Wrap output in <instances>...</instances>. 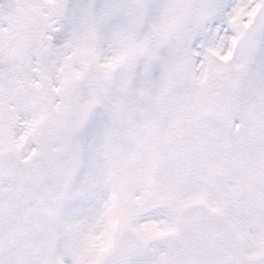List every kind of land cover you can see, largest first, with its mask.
Wrapping results in <instances>:
<instances>
[{
  "label": "rangeland",
  "instance_id": "374dc122",
  "mask_svg": "<svg viewBox=\"0 0 264 264\" xmlns=\"http://www.w3.org/2000/svg\"><path fill=\"white\" fill-rule=\"evenodd\" d=\"M87 1L92 4H87L82 9L79 7L75 14L81 23L79 19L88 16L85 13L92 15L97 13L96 17L89 15L91 17V22L88 24L89 37L104 40H108L109 37L114 40L117 32L115 25L117 13L112 0ZM59 2L47 0L46 11L53 7L59 11L60 18L70 17L69 15L74 12L67 10L65 4L74 8L80 5V3L75 4L77 0H59ZM259 2L260 0H235V35L238 44L243 37L244 26L251 20L250 11L254 10ZM35 3L36 1L27 0H8L0 3V83L7 84L11 90L8 99L0 98V160L6 153L14 154L19 160L25 159L32 152L30 142L36 141L34 137L33 140L23 142L25 131L31 130L32 134L35 130L40 131V125L48 122L55 113L69 109L81 120L82 143L79 166L58 216L61 228L54 251L56 263L92 262L93 264L94 259H99L104 248L101 229L107 209L106 202H112L111 193L106 191L108 186L114 196L118 195L119 208L131 210L132 207L128 204L130 192L136 191V188L144 190L139 192L138 198L141 200L146 198L145 204L141 205L140 209L164 208L159 192L166 199L177 201L171 209H181L194 201L204 203L210 200L214 185L217 187L220 206L223 204L229 206L227 219L241 243L244 256L249 260L262 256L264 254V137L262 134L255 133L254 126H251L252 129L249 127L248 131L243 130L242 137H245L248 143L245 144L246 149H243V153L234 159L224 151L222 129L214 126L209 120H195L191 116H184L178 106L171 108V112L176 114L177 118L168 122L149 142L151 122H157L162 117L146 103L138 100L122 103L112 95L110 97L103 93L102 96L100 90L93 92L90 97L82 89L76 91V96L68 100L67 91L60 80L63 73L54 71L48 61L52 58L55 63L59 56L54 54L61 51L59 48L51 50L50 46L45 45L44 53L41 50L45 59H42L37 52L42 36L39 20L44 31L50 32L53 38H63L66 32L61 25L58 31L52 32L49 29L51 24L42 13V4L39 2L37 15ZM4 6H7L8 10H5ZM25 7L26 12H24ZM211 12L212 10L206 8L204 14ZM78 26L82 27L83 24ZM80 30L82 28L78 30L79 34ZM227 40L226 33L225 39L221 38V45L217 44L213 48L205 46L202 49L203 62L198 66L196 78L189 77L191 81L188 82L184 102L188 113L193 117L197 115L205 117L206 101L215 92L218 80L227 67L212 61V67L209 69L208 55L218 45L223 51ZM255 40L252 44V52L257 66L253 70H242L241 87L233 95L236 106L234 120L241 124L248 119L252 123L256 119L259 124H264V110H261L264 109V101L254 104V101L264 97V66L261 64L264 62V52L263 49L256 51ZM114 42L115 40L112 44L115 47ZM40 46L43 47L44 44ZM46 60L49 68L45 64ZM232 68L241 70L237 54ZM249 92L252 94L250 95ZM249 103L251 106L247 107L246 104ZM155 108L159 109L160 113L164 112V108L158 106ZM254 108L259 110L255 111ZM232 125L235 136L240 126L233 121ZM139 149L140 151L137 152ZM133 161H139L138 167L132 163ZM106 175L107 178L103 179ZM147 175L157 178L165 176L185 178L178 180L175 189L157 184H150L147 189L146 185L134 184L140 183V179H131V182L127 179V177L141 178ZM198 178H202L203 182L207 183L203 189L201 185H196L199 182ZM5 185L0 180V188ZM146 189L154 194L150 191L151 196ZM148 197L150 200L146 203ZM114 205L115 203L109 205V212H112ZM70 213L73 218L69 227L65 228L63 217ZM135 230L140 236L144 235L143 227ZM164 233H166L164 230L158 229L154 235L157 238ZM154 249H156L155 258L151 259L153 264H162L163 251L158 247ZM144 259L141 264L147 263V258Z\"/></svg>",
  "mask_w": 264,
  "mask_h": 264
},
{
  "label": "flooded vegetation",
  "instance_id": "af4514ba",
  "mask_svg": "<svg viewBox=\"0 0 264 264\" xmlns=\"http://www.w3.org/2000/svg\"><path fill=\"white\" fill-rule=\"evenodd\" d=\"M27 1H36L37 15L39 14V2L42 4V13H44L49 24H51L49 29L52 32L58 31L60 25L64 32H66L63 38H53L50 32L44 31V27L39 20L42 36L37 52L42 59H45L43 56L45 45L50 46L51 50L59 48L61 51L54 54L59 56V59L55 63H53L52 58L48 59V61L50 67H52L54 71L63 73L60 80L63 84V88L67 91L68 100L75 97V88L78 87L85 91L90 97L95 91L99 92L100 90L102 94L106 93L105 90L108 87V80L106 78L107 71L115 64H119L126 55L129 54L133 57L136 49L141 44L143 45L149 57L150 66L147 76L137 84L136 94L139 95V99H144L148 105L154 106L158 104L165 110L163 120L159 121L157 125L155 122L152 123V129H155L156 126L159 128L161 122L169 118L168 113L173 105V101L174 104L179 105H184L186 103L184 102L186 100V90L188 82L191 81L189 77L191 76L193 79L194 77L196 78L198 66L203 55L202 49L205 48V46L213 48L217 46V44L221 45V38L225 39L227 33L228 40L225 49L222 51V47L218 45L212 53H209L208 57H213L214 62L223 61L226 58L228 63L227 68H230L231 65L233 67L235 63V0H161V2H159V0H148L147 5L137 11L135 17L120 16L118 18L120 22L117 23V33L114 42L115 47L109 39H93V37H89L88 24L91 22V17H81L79 20H81L83 26H78V24L81 23L76 18L74 8H70L74 12L72 15H69L71 18L68 16L60 18L59 11L55 10L53 7L48 12L46 11L47 0ZM78 3H80L78 8L81 7V9L85 8L87 4H92L87 0H79ZM140 4L141 1L137 0L136 7L138 8ZM206 8H209L212 12L205 15L204 12ZM26 11L27 8L25 7L24 12ZM85 15L88 14L85 13ZM41 17H43L42 14ZM81 28L82 30H80L81 33L79 34L78 30ZM223 30H225V32H223ZM102 42L105 43L103 44ZM222 42L224 41L222 40ZM40 44H44V46L41 47ZM112 46L114 49H112ZM254 47H256V51L263 49L264 52V32L256 38ZM230 51L231 56L228 54ZM252 60L253 67L251 70L257 66L253 52ZM45 64L47 68H49L47 60ZM261 64L264 66V62ZM56 76L58 77V74H56ZM58 80L59 78L57 81ZM251 90L253 91L252 88ZM249 93L250 95L252 94L251 92ZM118 99L122 103L126 102L120 97H118ZM249 105L251 106V103L246 104L247 107ZM123 107L124 106H122V108ZM235 107V103L233 102L234 115L236 112ZM254 109L255 111L259 110L256 108ZM244 121L243 129L235 135L233 140V150L235 154L236 151L242 152L245 144L248 143L245 141V137H242L243 130L248 131L246 128L253 124H258L261 127V134L264 137V124H259L256 119L253 123L249 119ZM233 122H236V124L240 126L237 120ZM40 133L41 128L40 131L35 130L34 134L31 133V130H26L22 141L27 142L33 140L35 137V143L31 141L29 144L32 149H34L38 143ZM152 133L153 130L150 136H152ZM49 137L51 144L54 145L56 142L55 134L51 133ZM138 162L139 161H133L132 163L138 167ZM127 179H129L130 182L131 179H140L142 181H140L139 184L148 183L147 178L142 177H127ZM154 179L155 178H149V180ZM171 179L172 178L169 177L160 178L159 180H162V183L159 184L169 186L173 184ZM215 193L218 196L217 192ZM218 202V198L213 202L216 207H218ZM129 204H132L133 208L131 210L124 209L126 212L125 214V212L120 209L109 212V205L106 203L107 209L101 229V241H103L104 248L99 259H94L95 263L93 264H99L105 261L109 253L108 249L110 247L113 249L118 244L124 232L127 233L126 235H130L137 240L152 243V240L154 241L155 239L154 232L158 229L164 231L171 230L173 224L175 225L176 223L178 214L176 210L168 208L139 209L137 206L140 205V200H138V196L131 193ZM63 218L66 220H64L65 228L69 227L73 218L72 213ZM139 227L144 228L143 236H140L135 230V228ZM109 232L113 233L109 235ZM109 238L111 244L108 246ZM155 247V245H149L143 257L130 261L128 264H141L145 261V257L147 258V263L145 264H153V260L151 259L152 257L155 258ZM159 248L166 256L165 249L162 247ZM54 263L57 264L55 259ZM86 264H92V262H87Z\"/></svg>",
  "mask_w": 264,
  "mask_h": 264
},
{
  "label": "water",
  "instance_id": "95a60500",
  "mask_svg": "<svg viewBox=\"0 0 264 264\" xmlns=\"http://www.w3.org/2000/svg\"><path fill=\"white\" fill-rule=\"evenodd\" d=\"M119 0L120 13L133 14L131 3ZM264 0L254 24L239 45L238 53L244 66L250 65L249 44L262 27ZM145 68L130 69L126 65L108 73L111 88L126 98L134 96L137 81ZM239 84V72L224 75L216 96L208 105V114L215 122L230 118V94ZM10 95L5 85L0 96ZM54 131L57 144L52 148L48 133ZM80 148V125L70 115L54 116L43 125L36 152L26 162H18L5 155L0 164V176L10 189L0 190V264H53V250L57 227L55 217L66 197L76 169ZM167 250L164 264H264V256L246 261L222 214L211 215L195 207L182 212L177 231L157 240ZM144 246L120 243L107 264H125L141 255Z\"/></svg>",
  "mask_w": 264,
  "mask_h": 264
}]
</instances>
